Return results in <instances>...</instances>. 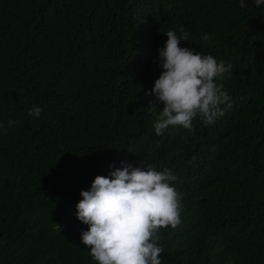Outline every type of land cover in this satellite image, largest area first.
<instances>
[{"label": "trees", "instance_id": "1", "mask_svg": "<svg viewBox=\"0 0 264 264\" xmlns=\"http://www.w3.org/2000/svg\"><path fill=\"white\" fill-rule=\"evenodd\" d=\"M241 3L0 0V264H97L80 192L141 161L181 194L161 264H264V3ZM181 28V47L232 64L231 107L157 136L163 105L145 91Z\"/></svg>", "mask_w": 264, "mask_h": 264}, {"label": "clouds", "instance_id": "2", "mask_svg": "<svg viewBox=\"0 0 264 264\" xmlns=\"http://www.w3.org/2000/svg\"><path fill=\"white\" fill-rule=\"evenodd\" d=\"M262 3L253 0L256 7ZM247 6L242 0L241 7ZM164 35L165 45L158 49L162 72L152 89L145 91V96L163 105L153 125L155 134L163 135L170 126L191 133L197 117L205 125L214 124L226 110L221 105L231 107L222 81L225 74L231 76L232 64L181 47L182 41H188L183 28L179 36L173 30ZM202 38L208 39L207 35ZM41 111L36 106L28 114L38 118ZM15 123L9 121V125ZM175 180L171 170L157 171L141 161L139 167L129 164L108 177L96 176L90 189L80 192L76 218L88 226L80 239L97 264H161L164 249L158 234L181 223V194L173 186Z\"/></svg>", "mask_w": 264, "mask_h": 264}]
</instances>
